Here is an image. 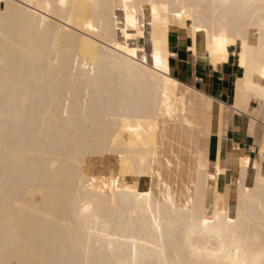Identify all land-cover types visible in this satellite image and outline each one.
Returning a JSON list of instances; mask_svg holds the SVG:
<instances>
[{
  "label": "bare ground",
  "instance_id": "6f19581e",
  "mask_svg": "<svg viewBox=\"0 0 264 264\" xmlns=\"http://www.w3.org/2000/svg\"><path fill=\"white\" fill-rule=\"evenodd\" d=\"M222 2L129 0L130 6L143 4L144 8H137L138 28H128L126 38L122 31H115L114 24L117 19L126 23L123 8L109 7L121 5L123 0H66L67 8L60 7L59 0H0V4L25 5L23 9L10 8L6 18L0 8V259L5 258L6 238L14 233L23 244L10 251L9 259L132 264L131 241L135 240L139 264H162L165 257L169 264L187 261L186 242L192 229L190 200L196 205L197 216L209 220L217 211L229 218L239 212L240 220L232 231L243 237L249 249L261 250L264 193L256 185L259 169L255 165L264 146V114L255 98L244 99L245 69L239 65L238 46L229 45L227 60L235 58L242 71L234 86L235 103L230 107L173 77L170 71L167 76L172 85L130 69L124 60L126 53L114 47L121 43L136 49L137 63L142 64L144 55L151 60V53L163 41L168 63L169 35L177 32L191 41L189 52L217 68L220 64H212L208 51V33L196 32L193 40V21L185 18V27H181L173 15L186 7L197 26L203 24L209 31L213 25L217 30L222 26L229 31L244 30L256 47L249 53V80L261 85L264 54L259 49V28L248 27L253 16L259 22L260 0H229L232 4L252 3L257 8L231 9L228 14L212 7ZM151 3L169 5L168 13L162 12V19L168 20L166 27L158 22L153 28ZM48 4L53 5L51 10ZM89 22L97 32L86 28ZM250 30H254L253 38ZM140 40L146 41V47ZM204 98L212 101L208 112ZM251 101L257 104L258 113L249 117L250 128L253 131L256 123L261 125L257 159L245 156L250 165L241 180L240 161L244 157L238 158L237 176L221 190L219 177L226 170L220 167L216 173L215 166L220 160L225 115L228 109L236 115L247 114ZM106 157L115 159V172L102 169ZM129 162L135 166V174L127 166ZM141 168L146 175L140 174ZM248 168H252L250 186L245 183ZM212 175L215 180L209 179ZM114 180L120 191L114 189ZM144 182L146 186L141 187ZM241 183L255 190L249 198H242ZM128 188L137 193L151 191L152 210L147 199L139 200L125 191ZM217 193L224 198L218 201ZM169 195L176 206L174 212L167 206ZM85 207L90 212L85 213ZM221 228L229 226L217 223L216 229ZM192 239L216 246L218 237L197 235Z\"/></svg>",
  "mask_w": 264,
  "mask_h": 264
},
{
  "label": "snow or ice",
  "instance_id": "6c2138e0",
  "mask_svg": "<svg viewBox=\"0 0 264 264\" xmlns=\"http://www.w3.org/2000/svg\"><path fill=\"white\" fill-rule=\"evenodd\" d=\"M60 7L67 8L69 5L66 3V0H59ZM25 5L19 3L13 4H0V8L3 9L5 18L7 17L8 11L10 8H20L23 9ZM36 8L43 7L41 5H35ZM48 10H51L53 5L48 4ZM111 9H115L117 7L123 8V13L126 18V23L123 20L117 19L114 21L115 24V31H122L124 36L128 37V28H138V21L136 18L137 8L139 7L141 10L144 8V5L141 4L139 6L132 5L130 6L129 0H123L121 5L112 4L109 5ZM213 8H222L225 10V13L228 14L229 10L231 9H245L246 11H251L257 8V5L252 3L246 4H232L229 0H223V2L219 5L213 4ZM151 18L153 23V28L156 27L157 23L160 22L164 27L167 26L168 20L162 19V12L163 14L168 13L169 5L166 4H157L151 3ZM259 8L261 9L259 13V22L257 23L255 20V16L252 17V22L249 23V28H259V49L262 54H264V0H260ZM31 12V9H29ZM37 16L40 15L39 12L36 13ZM173 15L176 17V20L180 23L181 27H185L184 20L185 18L190 19L193 21V26L191 32L193 34V40H195V33L196 32H207L209 37V44H208V51L211 53L212 56V64L214 66L219 65L221 63H225L229 57V45H237L238 46V57H239V65L241 68L245 69V76H244V99L245 101H250L255 98L259 105L262 114H264V67H261L259 71V75L261 79V85L252 84L249 80V69L252 67L250 63V52H255L256 47L254 41H250L249 38L245 35L244 30L240 31H229L227 27H221L219 30L216 29L215 25L211 31L201 24L197 26L195 17L187 11L185 7V11H175ZM110 29L112 28V22L110 21L109 24ZM86 28L90 29L93 33L97 32V28L93 26L92 23H87ZM142 34V33H138ZM114 47L119 49L121 53H126L124 57L125 62L128 64L130 69H137L141 72V74L145 75L146 77H151L154 80H162L167 85H172L174 82L170 80L167 76L169 72L168 63L166 60V56L168 53L164 51L163 41H161L160 45L157 46V49L151 53V60L149 59L148 55H144L143 63L138 64L137 61L139 60L137 50L134 48H129L126 45H122L121 43H115ZM194 50V49H193ZM136 58V59H133ZM239 84V82H238ZM240 89L238 87V97H237V106H239L240 102ZM199 95V94H198ZM165 101H167V90L165 89ZM205 104L210 109L212 101L210 99L205 98ZM223 108V106H221ZM251 111V109H249ZM65 115L67 113L65 112ZM168 115L171 116V108L168 110ZM127 123V121H125ZM128 131H138V129L128 128ZM251 128H249V133L251 134ZM113 146H115V141H113ZM121 161H124V157H120ZM143 164V160L140 161ZM250 165V161L247 157H244L240 161V171H241V180L244 179L245 169ZM124 164H122V170L124 168ZM131 170L132 174L136 173L135 166L129 162L127 165ZM172 165L169 164V167ZM201 166L203 165V155L201 154ZM259 169V172L256 177V185L258 189L264 193V146L260 148V159L255 165ZM141 175H146L147 173L144 171L143 168L140 170ZM221 171L220 163L217 161L215 166V172L219 173ZM207 175V172L204 173ZM159 175L158 173H153V176ZM211 180H215L216 176L212 175L209 177ZM94 182V181H93ZM117 182L113 181V187L116 191H120L119 188L116 187ZM107 187V185H105ZM167 188V185H164ZM240 190L242 193V198H249L252 194L254 189H249L244 186L243 183L240 184ZM128 193L135 194L139 200H148L149 210H152V192H144V193H137L135 192L134 188H128L125 190ZM190 194V193H189ZM223 196H220L217 193V200L223 199ZM189 205L191 206L192 210V229L189 233L187 244V255L189 259L187 261H173L172 264H264V243H262V248L259 252L255 250H251L248 247L247 242L237 235L236 232L232 231V226L236 225L240 220V214L237 212L235 218H229L227 214L220 213L217 211V214L212 220H209L206 217H198L196 205L193 201H189ZM167 206L171 207V210L175 211V204L172 201L171 195L167 197ZM262 206H264V201H262ZM157 211L160 209V205L157 204L156 206ZM188 211V208L184 209ZM85 213L90 212L88 207L83 209ZM153 221L155 222V226L157 230H160V223L156 220V217L153 216ZM224 222L227 223L229 228L227 230L221 228L216 229L217 223L223 224ZM201 236L204 237L206 235L216 236L218 237L216 246H207L201 245L197 243L195 240L192 239L194 236ZM115 239V237H113ZM136 241H131L132 244V252H133V259L132 264H139L136 260L135 252H136ZM161 243H163V236H161ZM23 244L22 238L18 234H10L9 237L6 238L5 241V258L0 259V264H52V262L42 260H27V259H9V253L12 250H19L21 245ZM89 244H91V238H89ZM109 250H111V244L108 245ZM233 253L235 255L233 256ZM251 255V259L249 256ZM87 264H93L92 261H88ZM162 264H169L167 258L165 257Z\"/></svg>",
  "mask_w": 264,
  "mask_h": 264
},
{
  "label": "crops",
  "instance_id": "0c3cea01",
  "mask_svg": "<svg viewBox=\"0 0 264 264\" xmlns=\"http://www.w3.org/2000/svg\"><path fill=\"white\" fill-rule=\"evenodd\" d=\"M190 45L191 41L177 32L169 35L168 68L170 74L183 83L201 91L207 96L214 98L216 101H222L223 103H221L226 107L233 106L235 103L234 86L237 78L242 75V71L238 67L236 59L231 58L228 62L220 64L217 68H213L206 62L205 59L195 56L189 52L188 47ZM249 109H251V111H249ZM208 110L209 108L207 107V112ZM257 111V104L253 101L249 103L247 114L242 113L236 115L233 114L231 110H227V114L224 119L226 125L219 144L220 167L226 170V173L219 177L221 190L224 189L226 183H228L230 179L237 176L238 158L247 156L250 160L257 159V140H259L260 137L261 125L256 123L252 133H249L250 118L253 112ZM209 146L211 148L212 155L213 150L211 141H209ZM235 162L236 165L234 164ZM250 175L252 176V168H248L245 181L246 184L250 183L252 180Z\"/></svg>",
  "mask_w": 264,
  "mask_h": 264
},
{
  "label": "rangeland",
  "instance_id": "374dc122",
  "mask_svg": "<svg viewBox=\"0 0 264 264\" xmlns=\"http://www.w3.org/2000/svg\"><path fill=\"white\" fill-rule=\"evenodd\" d=\"M253 33H254V30H250V36L253 38L254 36H253ZM139 44L140 45H143V46H145L146 47V41L145 40H140L139 41ZM204 101H205V98H204ZM255 113H258V111L257 112H255ZM204 144V143H203ZM101 167H102V169L104 170V171H107V172H109V171H113V172H115V169H116V162H115V159L112 157H106V158H104V160L102 161V164H101ZM250 184H251V181H250V183H248L247 185L248 186H250ZM141 187H144V186H146V184H145V182L144 183H142L141 185H140Z\"/></svg>",
  "mask_w": 264,
  "mask_h": 264
}]
</instances>
